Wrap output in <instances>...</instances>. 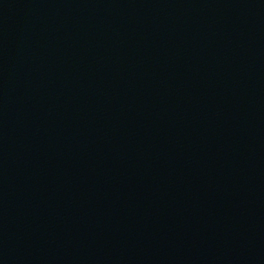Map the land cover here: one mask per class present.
<instances>
[{"label": "water", "instance_id": "95a60500", "mask_svg": "<svg viewBox=\"0 0 264 264\" xmlns=\"http://www.w3.org/2000/svg\"><path fill=\"white\" fill-rule=\"evenodd\" d=\"M0 264H264V0H0Z\"/></svg>", "mask_w": 264, "mask_h": 264}]
</instances>
